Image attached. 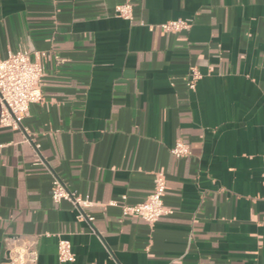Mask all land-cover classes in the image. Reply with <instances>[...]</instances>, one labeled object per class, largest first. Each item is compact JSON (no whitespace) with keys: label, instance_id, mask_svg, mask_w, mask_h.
<instances>
[{"label":"crops","instance_id":"obj_1","mask_svg":"<svg viewBox=\"0 0 264 264\" xmlns=\"http://www.w3.org/2000/svg\"><path fill=\"white\" fill-rule=\"evenodd\" d=\"M127 1L0 0V58L46 54L30 138L0 128V264L17 238L37 264H60L61 238L65 264H264V0H130L132 21ZM159 172L156 224L107 206L145 202ZM55 178L93 205L56 204Z\"/></svg>","mask_w":264,"mask_h":264},{"label":"built area","instance_id":"obj_2","mask_svg":"<svg viewBox=\"0 0 264 264\" xmlns=\"http://www.w3.org/2000/svg\"><path fill=\"white\" fill-rule=\"evenodd\" d=\"M116 14L122 19L134 20L133 3L129 0L118 5ZM192 25V19L180 18L161 24L160 29L174 34L188 30ZM33 55L35 61L31 60L32 52L23 49L9 53L6 58H0V128L24 131L25 140L30 138L24 128V121L29 115L30 107L44 100L43 78L46 54L34 52ZM202 78L200 70L197 67H191L188 87L191 90L196 89L197 83ZM171 154L176 158H184L190 154L189 146L183 141H178L171 149ZM262 178L264 186V172ZM166 191V177L159 172L155 175L154 191L145 202L132 205L127 203L124 197L122 200L109 202L107 206L119 207L125 218H138L153 225L170 213L164 201ZM51 195L56 204L68 201L82 212L93 205L88 198L72 193L59 178L53 181ZM81 217L84 216L81 215ZM88 220L92 222L94 218L88 217ZM75 260L70 240L61 238L58 244V262L65 264L73 263ZM37 262L38 251L34 248V243L17 238L6 246V258L2 264H37Z\"/></svg>","mask_w":264,"mask_h":264}]
</instances>
